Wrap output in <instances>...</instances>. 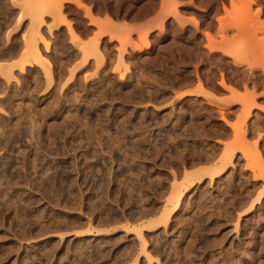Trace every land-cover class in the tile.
I'll return each instance as SVG.
<instances>
[{
    "label": "rangeland",
    "instance_id": "rangeland-1",
    "mask_svg": "<svg viewBox=\"0 0 264 264\" xmlns=\"http://www.w3.org/2000/svg\"><path fill=\"white\" fill-rule=\"evenodd\" d=\"M8 1L0 264H264V0Z\"/></svg>",
    "mask_w": 264,
    "mask_h": 264
},
{
    "label": "crops",
    "instance_id": "crops-1",
    "mask_svg": "<svg viewBox=\"0 0 264 264\" xmlns=\"http://www.w3.org/2000/svg\"><path fill=\"white\" fill-rule=\"evenodd\" d=\"M65 1L68 2L69 4L76 2V0H65ZM169 8H170V2L168 3L166 0H158V7L153 12V14H151L142 21H133L132 24H128V25H131L132 28L137 31L155 30L159 28L162 22V17L167 14ZM20 12L23 13L22 5L19 8L18 5L14 6L10 4L8 0H0V26L2 24L15 23L20 15ZM27 21L28 20H24L22 22H27Z\"/></svg>",
    "mask_w": 264,
    "mask_h": 264
},
{
    "label": "bare ground",
    "instance_id": "bare-ground-1",
    "mask_svg": "<svg viewBox=\"0 0 264 264\" xmlns=\"http://www.w3.org/2000/svg\"><path fill=\"white\" fill-rule=\"evenodd\" d=\"M30 38H31V40H33L32 37H30ZM34 38H35V37H34ZM26 40H27V38H26ZM37 41H38V40H37ZM26 42H27V41H26ZM44 43H45V42H44ZM35 44H36V43H35L34 41H30V42L27 44L26 48L29 49L28 51H30V52L32 51V52H34V53L36 54V56H38L37 53L35 52V51H36V48H37ZM45 46H46V48H47V47H48V44L45 43ZM37 49H38V48H37ZM30 52H29V53H30ZM32 52H31V53H32ZM11 54H12V53H11ZM29 56H30V55H29ZM29 56H24L25 58L28 57V59H27V58H26L25 60L23 59L22 62H19L20 64L18 63L19 65H17V66H16V65H14V66H13V65H10V68H9V67H6V69L8 70V68H9V69L12 70V68L14 69L15 67H17V68H19L20 70H24L25 67L28 66V65L31 63V61H30L31 59H30ZM31 56H32V55H31ZM39 56H40V55H39ZM39 56H38V58L41 57V56H40V57H39ZM10 58H11V57H10ZM41 58H42V57H41ZM39 61H40V59H39ZM42 63H45V61H43ZM42 63H41V64H42ZM10 64H13V63H10ZM14 64H17V63H14ZM36 64H38V63L36 62ZM41 64H40V65H41ZM48 64H49V63H48ZM42 65H43V64H42ZM46 65H47V63H45V65H43V67L45 66L44 68H49V67H46ZM8 66H9V65H8ZM47 66H48V65H47ZM49 69H50V68H49ZM11 70H9V75H8V77H6V80H7L8 78H9L8 80H11L10 78H13L12 75H10V74H11V73H10ZM22 72H23V71H22ZM47 72H48V70H47ZM49 73H50V71H49ZM49 73H47V74H49ZM4 76H5V75H4ZM6 76H7V75H6ZM47 76H49V80H50V78H51L50 75H47ZM4 80H5V79H4ZM12 80H13V79H12ZM8 82H9V81H8ZM7 89H8V88H7ZM7 89H6V90H7ZM0 93H1V92H0ZM13 93H14V92H13ZM8 95H10V93H8ZM10 96H11V95H10ZM10 96L5 97V98H7L6 102L9 103V104H11V103H10V101H11V100H10ZM14 96H15V95H14ZM8 100H9V101H8ZM1 108H2V107H1ZM22 117H23V116H22ZM6 119H7V118H6ZM52 182H53V181H52ZM105 186H106V185H105ZM12 187H13V186H12ZM7 188H8V187H7ZM11 189H12V188H11ZM53 189H54V188H53ZM42 190H43V189H42ZM98 190H99V189H98ZM51 191H52V190H51ZM138 194H139V193H138ZM92 206H93V205H92ZM88 212H89V211H88ZM104 220H105V219H104Z\"/></svg>",
    "mask_w": 264,
    "mask_h": 264
}]
</instances>
